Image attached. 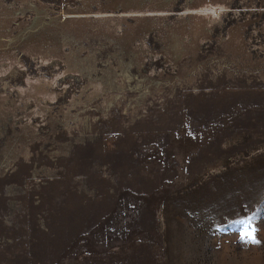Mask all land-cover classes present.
I'll list each match as a JSON object with an SVG mask.
<instances>
[{
  "label": "rangeland",
  "instance_id": "1",
  "mask_svg": "<svg viewBox=\"0 0 264 264\" xmlns=\"http://www.w3.org/2000/svg\"><path fill=\"white\" fill-rule=\"evenodd\" d=\"M204 1L0 0V264H264V0Z\"/></svg>",
  "mask_w": 264,
  "mask_h": 264
},
{
  "label": "bare ground",
  "instance_id": "2",
  "mask_svg": "<svg viewBox=\"0 0 264 264\" xmlns=\"http://www.w3.org/2000/svg\"><path fill=\"white\" fill-rule=\"evenodd\" d=\"M225 1L227 2V0H205L204 3L206 4L214 3L215 4V3L221 2L220 4H222ZM213 14H214L213 10H208V11L202 10L198 14H195L196 17L194 16L195 17L194 19H195L196 27H194L193 29L195 36L200 33V31L202 30V28H204V25H206L207 22L211 21ZM182 32H183V27H180L178 32H176V36H177L176 39H180ZM244 41H245V36L242 30V27L240 25L233 26L230 29L229 34H228V45H231V46L234 45V46L239 47V46H242L243 43L246 44ZM36 49L37 48H35L34 52L36 51ZM40 50H38V52H40ZM99 84H96L98 86L96 88H99L100 86ZM49 85H50V82L46 78H40V80L33 81L27 85L26 89H24L23 87H20L22 92L24 91L22 94V97L24 99L34 97L35 101H38L39 104L41 102L43 103L44 102L43 99H45L49 94H55V91L51 90V87ZM0 97L1 99H4L5 96H2V94L0 93ZM41 112H43V109L40 110V113ZM31 121L32 119L28 118L26 125L28 124L29 126H32Z\"/></svg>",
  "mask_w": 264,
  "mask_h": 264
},
{
  "label": "snow or ice",
  "instance_id": "3",
  "mask_svg": "<svg viewBox=\"0 0 264 264\" xmlns=\"http://www.w3.org/2000/svg\"><path fill=\"white\" fill-rule=\"evenodd\" d=\"M249 239H250V241L253 242V243H258V241L255 239V236H254V235H250V236H249Z\"/></svg>",
  "mask_w": 264,
  "mask_h": 264
}]
</instances>
